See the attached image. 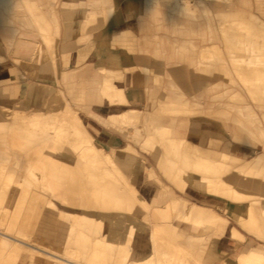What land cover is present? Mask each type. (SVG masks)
Instances as JSON below:
<instances>
[{
  "label": "rangeland",
  "instance_id": "374dc122",
  "mask_svg": "<svg viewBox=\"0 0 264 264\" xmlns=\"http://www.w3.org/2000/svg\"><path fill=\"white\" fill-rule=\"evenodd\" d=\"M94 1L80 0L75 4L66 1L61 9L64 29L66 20L63 12L70 4L81 5ZM99 1L100 4L78 15L83 16L79 26H75L68 34L64 30L65 39L92 28L99 14L107 18L110 8H98L105 3V0ZM222 1L229 2V7H221L215 15L219 21L220 45L203 44L198 49L196 67L188 74L181 75L183 81L220 78L241 87L253 102L264 104L263 93L247 87L242 81L244 72H238L236 63H233L234 57L247 56V51L242 47L244 42L250 40L255 43L264 39V20L260 17H264V0ZM10 2L0 0V6L6 10ZM16 2L21 5L17 8L20 17L29 18L30 23L26 26L37 39L27 58H13L24 67L25 76L7 82L9 86L5 89L9 92L0 93V159L4 161L0 162V264H54V260H58L55 254L63 257L60 262L68 264H146V259L149 260L148 264H264V255L251 258L249 248L228 255L230 249L236 248L245 239L242 229L264 238L262 212H255L258 216L253 223H246V217L236 212L251 202L255 207L264 209V195L254 189L264 180V160L257 155L233 166L228 153L219 152L217 158L221 162L217 161L212 170L194 168L195 158L200 154L209 155V150L214 149L207 151L206 147L197 145L200 151L194 150L195 144L179 132L178 122L163 119L164 115L190 116L200 112L195 108L196 102L185 97L177 99L184 103L166 104L158 101L150 112L144 113L134 107L117 112L116 119L122 125L118 128L124 131L126 141L133 149L127 151L121 148L125 156L121 151H111L109 146L95 137L94 146L85 148L71 143L74 136L67 131L62 134L57 128L44 131L56 111H53L52 105L42 104V90L47 91L45 98L56 93L55 90H60L57 93L62 92L69 107L79 112L76 107L85 105L80 101L83 100V90L75 91L76 74L79 71L64 73V88L60 86L53 34L57 33V23L55 17L52 20L51 9L40 6L38 0ZM252 4L256 12L250 10ZM22 34V31L18 32V36ZM112 39L125 45L133 41V35L124 31L113 35ZM6 41L11 44L13 37H6ZM51 50L53 52L49 54ZM12 53L15 54L14 47ZM4 63L6 61L0 53V64ZM142 69L147 71L145 67ZM252 69L250 66L247 69L249 72L244 73L248 75L247 79L255 77L264 84V77L256 76ZM102 73L109 79L120 76V72H111L113 76L105 70ZM42 85H48L53 90L41 88ZM117 88L108 90L109 103L125 104L127 101L123 89ZM100 98L104 97L97 96V99ZM229 99L245 100L239 89ZM159 105L166 109L174 107L177 111L162 110ZM184 108H188V111H183ZM142 116L152 128H145L139 122ZM111 119L115 121L111 117L106 118V121L111 124ZM161 121L165 125V144L171 141L175 146L173 151L162 152L166 154L164 158L160 154L155 157L152 151L161 137ZM250 121L253 123L255 119ZM53 125L57 126V123L53 122ZM136 129L139 138L136 136L138 134L135 135ZM147 134L150 135L144 140ZM216 138L220 140L223 135L220 133ZM77 141L80 144L79 138ZM138 149L151 155L153 159L148 164H151L161 180L160 186L155 185L157 189L151 199L136 185L141 181L146 182L145 186L152 185V179H148L151 174L142 167L145 162ZM19 153L23 156L21 169L9 162L11 154ZM221 154L227 156L223 159ZM159 172L186 194L198 193L220 198L223 203L219 208L225 216L209 206L177 200L172 188L162 181ZM193 177L197 179L195 183ZM239 182L253 191H245ZM174 192L178 193L175 189ZM156 205L164 207V210L158 209L159 215L166 212L163 218L174 223L171 228L161 227L149 232L147 224L141 221ZM228 217L235 220L239 227L229 224ZM163 218L155 222L164 223ZM217 227L223 228V235L232 240L228 249L218 247L221 237L213 234ZM231 228L241 234L236 235L231 232ZM185 237H188V243L183 246L178 243V239ZM35 258L41 259L36 261Z\"/></svg>",
  "mask_w": 264,
  "mask_h": 264
},
{
  "label": "crops",
  "instance_id": "0c3cea01",
  "mask_svg": "<svg viewBox=\"0 0 264 264\" xmlns=\"http://www.w3.org/2000/svg\"><path fill=\"white\" fill-rule=\"evenodd\" d=\"M66 1L74 4L80 2V0H38V3L44 8L51 9L52 20L55 17L57 23V33L53 32V34L55 35L57 78L60 86L64 88L62 85L64 73L79 71L76 74L78 79L75 80L77 84L75 91L83 89V100L80 101L85 105L77 106L76 110L83 115L88 129L101 143L107 146H120L127 143L124 131L118 128V126L122 127L120 121L111 120L110 124L106 121V118H109L108 115L128 107L137 108L144 113L150 112L158 101L185 97L195 101V108L200 112L190 116L164 115L163 119L165 121L173 119L178 122L179 132L189 142L214 149L218 153H228L233 166L257 155L264 160V104L253 102L235 83L225 82L220 78L185 82L181 76L183 73L188 74L196 67L198 49L203 44L220 45L219 21L215 15L221 7H229V2L222 0H105V3L98 8H110L106 19L99 14L92 28H86L75 36L65 39L64 30L68 34L67 32L79 26L83 19V16L78 15L100 4L99 0L89 4H70L63 12L66 20L64 29L61 9ZM20 6L16 0H11L6 10L0 6V53L6 61L0 64V93L4 94L9 92L5 89L9 86L6 85L7 82L26 74L24 67L16 63L13 58L15 56L27 58L37 39L34 32L26 26L30 23L29 18L20 17L17 11ZM250 10L256 12L253 4ZM260 17L264 20V17ZM21 31L23 34L18 36V32ZM124 31L133 35V41L121 45L112 39L113 35ZM10 36L13 37L11 44L6 41V37ZM17 37H20V40H17ZM142 67H145L147 71ZM103 69L111 75L113 71L120 72V76L114 79V83L123 89L127 101L125 104L109 103L104 98L97 99V96L101 97L98 89L95 87L90 89L87 86V81L101 76ZM44 87L52 89L48 85L41 86V88ZM237 89L244 95L245 100L242 102L229 99ZM55 91L60 92V90ZM30 94L33 95V93ZM36 95L38 96L37 93ZM250 119L255 121L251 123ZM139 122L145 128H152L151 125L146 124L144 116ZM204 132H208L207 139H203ZM220 133L223 138L217 140L216 137ZM135 135L139 138L137 129ZM149 135L147 134L144 140ZM140 155L145 164L151 165L148 164L152 158L151 155L141 150ZM10 157L9 162L13 165L17 164L21 169L23 156L19 153L11 154ZM0 162L4 161L0 159ZM160 177L172 188L177 200L209 206L218 214L222 213L219 206L223 202L220 198L198 193L186 194L179 191L164 177L165 180L161 173ZM145 184L146 182L141 181L136 185L142 188L148 199H151L157 187L155 185L148 187ZM174 189L178 193H175ZM158 209L164 210V207L156 205L151 208L141 221L147 224L149 232L161 227L171 228L174 223V221L167 222L163 218L166 212L161 213V216ZM220 215L225 216L224 213ZM161 217L164 223L155 222ZM227 220L229 224L239 227L232 218L228 217ZM242 230L245 239L236 248L230 249L228 255L250 246L258 244L264 246V238ZM224 233V229L219 227L213 231L214 235L221 237L218 247L223 250L228 249L232 244V240L223 235ZM178 241L185 246L188 243V237Z\"/></svg>",
  "mask_w": 264,
  "mask_h": 264
},
{
  "label": "bare ground",
  "instance_id": "6f19581e",
  "mask_svg": "<svg viewBox=\"0 0 264 264\" xmlns=\"http://www.w3.org/2000/svg\"><path fill=\"white\" fill-rule=\"evenodd\" d=\"M91 14H93V12H91ZM245 37H246V35H245ZM248 41L249 42H247V43L244 42V44L242 45L244 50L247 51L246 52L247 56L245 58L242 57L241 55H240L241 57H239V58L234 57L233 63H236L237 68H238V72H244V73L246 72L247 73V72H249L247 70L248 67L252 66L253 67L252 70L256 76H258L260 78L264 77V39L257 41L255 43H251L252 41H250V40H248ZM51 49L53 50V48H51ZM52 50L49 54H52V52H53ZM52 59L54 60V58H52ZM50 61H51V59H50ZM244 73L242 76V81L246 84V86L253 88V89H256L258 92H261L264 95V84H262L261 81L256 79L254 76H251L254 78L247 79L248 75L247 74L244 75ZM114 79H115V76H113L112 79H109V78H107V76L105 74H102L101 76H99L96 79L87 81V86L90 89L93 87L98 89V93L100 94V96L104 97V98L108 97V99H106V100L109 102V101H111V99H110V96H109L110 93H108V90L112 87L117 88V85L114 83ZM117 90H120V89L117 88ZM42 93L40 94L41 95L40 99H41L42 104L52 105L53 111H56V113H53V114H55V116L51 115V118L53 120L50 121L51 123L49 122L48 125H46V127H45L46 129L44 131L47 132L48 128H52L53 130H55V128H57L58 130H60V134L67 131L68 133H71L72 136H74V138H72L71 143L73 142L74 145H80V147L82 146L85 148H92V146H94L93 145L94 144L93 143L94 135L88 129V127L85 123V118L83 117V115L79 112L73 111L69 107V105L67 104V102L65 101V99L62 95V92H61V94L57 93V92L51 93L49 95V97H46V98L44 96L47 94V91L42 90ZM177 99L178 98H174V99H171L168 101H162V102L166 103V104L184 103V101H179ZM159 109L164 110V109H166V107L159 105ZM167 109H170L173 112L177 111V109L174 107H169ZM182 110L188 111V108H184ZM57 114H58V116H57ZM115 114L116 113L110 114V115H108V117L114 118L116 120L117 115H115ZM53 122L57 123V126L53 125ZM164 130H165V125H164V122L161 121V123H160V136L161 137H159V139L156 141V143L154 144V149L152 150L153 153L155 154L154 155L155 157H157V155L160 154L159 156L161 158H164L166 155L165 152H164V155L162 153L164 150L170 152V151H173L175 149V146L172 144L171 141H168L167 144H165V140L163 137ZM206 136H208V132H204L203 139H207ZM77 138L80 139V142H79L80 144H78ZM67 139H69V141L71 140L69 137H67ZM83 143H85L84 146H83ZM109 147H110V150L114 151V152L121 151L120 150L121 148H125L127 151L133 150L132 146H130L128 143H124L120 146H109ZM206 149L208 151V149H210V148H206ZM194 150L200 151V148L197 145H195ZM209 151H211L209 153V155L203 154L204 156H202L200 154V156L195 158V162L193 163L194 168L201 169L202 171H209V170H212L217 165V161L220 160L217 158L219 153L214 151V150H209ZM121 152H122V154H124L123 156H125V153L123 151H121ZM226 156H227V154H223V155L221 154V157H223V159ZM219 162H221V161H219ZM142 167H144L146 170H149L151 177H149L148 179L149 180L152 179L151 184L160 186L161 180L159 179L158 175L153 171L151 166L147 165V164H143ZM214 170L217 171V169H214ZM193 181L195 183L197 181V179L195 177H193ZM147 183H148V181H147ZM239 183H240L241 188H243L245 191L246 190H247V192L249 190L253 191V189H250V187H247L246 184H242L241 182H239ZM254 189L259 191V193L261 195H264V180H262L261 183H259V185L256 186ZM252 204H253V202H251V204H249V205L248 204L245 205V207H241V208H238L236 210V212L240 216H243V218L246 217V219H244L246 221V223L255 222V220L257 219V216H258L257 214H255V212H257V211L262 212L263 214L261 216H264V209L262 210L260 208H257ZM231 232H234L236 235L241 234L238 230L232 229V228H231ZM248 248H249V253H250L251 258L252 257L257 258V257H261L264 255V246H261L260 244H258L256 246H250ZM54 257H55V259H58V260H54V264H68L65 262H60V260L63 259L62 256L55 254ZM35 259L37 261V260H40L41 258L40 259L35 258ZM43 260L45 261V259H43ZM145 263L148 264L149 260L146 259ZM73 264H77V263H73Z\"/></svg>",
  "mask_w": 264,
  "mask_h": 264
}]
</instances>
